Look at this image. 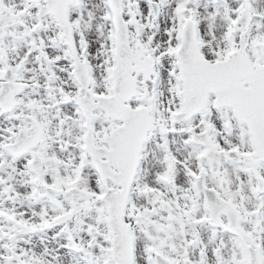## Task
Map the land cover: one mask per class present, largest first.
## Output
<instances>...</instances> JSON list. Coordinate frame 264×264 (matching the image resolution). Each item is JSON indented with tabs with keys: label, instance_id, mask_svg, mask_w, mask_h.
<instances>
[{
	"label": "snow or ice",
	"instance_id": "snow-or-ice-1",
	"mask_svg": "<svg viewBox=\"0 0 264 264\" xmlns=\"http://www.w3.org/2000/svg\"><path fill=\"white\" fill-rule=\"evenodd\" d=\"M0 264H264V0H0Z\"/></svg>",
	"mask_w": 264,
	"mask_h": 264
}]
</instances>
